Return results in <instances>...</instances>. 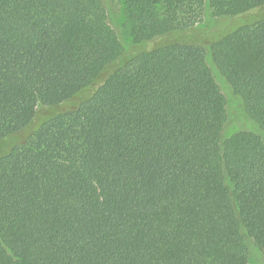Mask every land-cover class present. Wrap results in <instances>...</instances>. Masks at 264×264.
<instances>
[{
  "label": "trees",
  "instance_id": "trees-1",
  "mask_svg": "<svg viewBox=\"0 0 264 264\" xmlns=\"http://www.w3.org/2000/svg\"><path fill=\"white\" fill-rule=\"evenodd\" d=\"M115 4L0 0V264L264 258V0Z\"/></svg>",
  "mask_w": 264,
  "mask_h": 264
},
{
  "label": "rangeland",
  "instance_id": "rangeland-1",
  "mask_svg": "<svg viewBox=\"0 0 264 264\" xmlns=\"http://www.w3.org/2000/svg\"><path fill=\"white\" fill-rule=\"evenodd\" d=\"M116 0H110L111 5L114 10V19L111 21V25L117 31L122 42H128L130 39V34L128 31V24L125 21L123 14L119 12L115 4ZM215 22L214 17L211 14L208 6H205L203 17H202V26H209ZM208 58L206 57V62ZM215 82L220 90V93L224 99L225 114L227 117V124L224 131L226 137L231 136L237 132L246 131L253 132L255 131L254 127H251L247 121V116L239 100L234 98L230 91L228 90L227 85L221 77L217 74H214ZM249 263L250 264H264V258L261 257L255 249H252L249 254Z\"/></svg>",
  "mask_w": 264,
  "mask_h": 264
}]
</instances>
